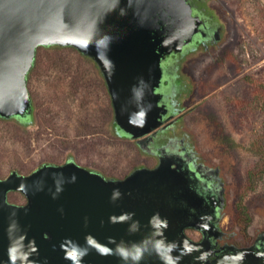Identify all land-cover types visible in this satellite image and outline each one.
<instances>
[{"label": "water", "instance_id": "95a60500", "mask_svg": "<svg viewBox=\"0 0 264 264\" xmlns=\"http://www.w3.org/2000/svg\"><path fill=\"white\" fill-rule=\"evenodd\" d=\"M189 0H0V118L32 115L28 77L40 47L96 62L121 135L148 142L168 113L162 64L200 33ZM162 161L107 179L74 161L0 179V264H264L260 247L214 255L189 171ZM19 192L26 204L9 202Z\"/></svg>", "mask_w": 264, "mask_h": 264}, {"label": "rangeland", "instance_id": "374dc122", "mask_svg": "<svg viewBox=\"0 0 264 264\" xmlns=\"http://www.w3.org/2000/svg\"><path fill=\"white\" fill-rule=\"evenodd\" d=\"M202 1L222 42L172 55L173 87L165 89L171 111L183 115L175 132L220 169L226 204L219 227L242 247L264 232V0ZM28 88L32 115L0 118V179L68 161L107 179L157 168L137 140L122 137L100 68L75 48L40 47ZM251 172L261 174L255 190L248 186ZM9 202L24 205L26 198L12 192ZM242 207L251 218L245 230ZM187 235L199 242L197 232Z\"/></svg>", "mask_w": 264, "mask_h": 264}, {"label": "flooded vegetation", "instance_id": "af4514ba", "mask_svg": "<svg viewBox=\"0 0 264 264\" xmlns=\"http://www.w3.org/2000/svg\"><path fill=\"white\" fill-rule=\"evenodd\" d=\"M189 3L193 8V14L201 21V31L185 49L188 48V51H192V48H208V43H212L211 45L216 47L222 42V31L220 27L214 26L212 21L213 17L206 15L204 5L207 2L202 0H189ZM185 49L183 52H185ZM170 58L171 56L162 64L164 77L160 88V92L164 94L161 105L165 104L169 111L163 117V124L159 131L148 142L143 143L142 146L139 145V147L145 150L147 154L157 158L159 163L156 167L162 161L169 160L174 163L173 166L175 168L189 171L194 181V189L203 199V204L206 208V214L203 220H205L204 224H207V226H202L201 230L188 229L187 231L197 232L200 236L198 241L206 240L213 247L215 253L211 260L215 258L223 247H236L241 249L260 247L264 249V232L260 233L252 244L238 247L228 242L229 237L219 227L220 220L222 219L221 215L226 204L224 183L220 178L221 172L218 167H210L204 163L186 135L175 132V126L183 119V115H177L176 112L178 111H171L172 105L168 104L169 95L165 88L167 86L171 87L172 85L169 79V73L173 70ZM122 137L127 138L123 135Z\"/></svg>", "mask_w": 264, "mask_h": 264}, {"label": "trees", "instance_id": "16d2710c", "mask_svg": "<svg viewBox=\"0 0 264 264\" xmlns=\"http://www.w3.org/2000/svg\"><path fill=\"white\" fill-rule=\"evenodd\" d=\"M261 179V174H257V173H254V172H251L250 175H249V187L250 189L252 190H255L256 186H255V181ZM241 209V215H242V219H241V224H244V227H243V230L246 229V227L249 225L250 223V216L248 214V211H247V208L246 207H242L240 208Z\"/></svg>", "mask_w": 264, "mask_h": 264}]
</instances>
